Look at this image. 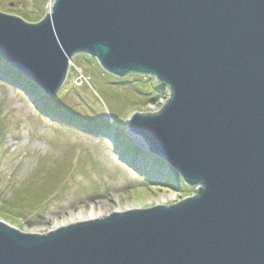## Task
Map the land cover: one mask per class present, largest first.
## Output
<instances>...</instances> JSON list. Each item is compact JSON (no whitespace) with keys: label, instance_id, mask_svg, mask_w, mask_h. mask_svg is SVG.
Segmentation results:
<instances>
[{"label":"water","instance_id":"obj_1","mask_svg":"<svg viewBox=\"0 0 264 264\" xmlns=\"http://www.w3.org/2000/svg\"><path fill=\"white\" fill-rule=\"evenodd\" d=\"M82 54L169 89L126 130L199 194L46 235L0 220V264H264V0H55L37 24L0 13V58L46 96Z\"/></svg>","mask_w":264,"mask_h":264},{"label":"rangeland","instance_id":"obj_2","mask_svg":"<svg viewBox=\"0 0 264 264\" xmlns=\"http://www.w3.org/2000/svg\"><path fill=\"white\" fill-rule=\"evenodd\" d=\"M53 3L0 0V13L37 24L50 14ZM12 70L0 61V220L23 234L45 235L88 221L94 208L102 210L96 218L100 220L115 212L173 206L181 201L179 194H188L190 188L180 177L175 178L179 192L147 182L145 175L157 169V158L122 141L140 143L126 130L131 114L157 113L166 102L167 90L157 81L140 75L119 79L104 72L94 58L73 57L53 100L88 119L80 122L62 108L48 109L40 88ZM160 169L173 176L168 165ZM191 191L196 194V189ZM17 194L24 198V214L8 206L19 204Z\"/></svg>","mask_w":264,"mask_h":264},{"label":"trees","instance_id":"obj_3","mask_svg":"<svg viewBox=\"0 0 264 264\" xmlns=\"http://www.w3.org/2000/svg\"><path fill=\"white\" fill-rule=\"evenodd\" d=\"M82 56H85V57H89V58H92V57H90L89 55H85V54H82ZM9 67V66H8ZM10 68V67H9ZM13 71V70H12ZM13 73V72H12ZM14 73H17L16 71L14 72ZM13 73V74H14ZM18 75H19V73H17ZM16 75V74H15ZM110 75V74H109ZM131 76H137V75H135V74H129L128 76H126L125 78H127V77H131ZM141 77H143V78H145V79H152V80H154V81H157L159 84H161L159 81H158V79L156 78V77H154V76H143V75H140ZM19 77H20V75H19ZM23 79V78H22ZM29 85L30 86H32L33 88H35V89H37L33 84H31L30 82H29ZM164 88H166L163 84H161ZM37 90H39V89H37ZM38 92H40V93H38L39 94V97H40V99L43 101V103H44V101H46V107L48 108V109H51V110H56V109H59L60 110V108H62V106H57V104L59 103H57L56 101H54L53 100V97H48V96H46L44 93H42L41 91H38ZM159 94V93H158ZM158 94H157V97L156 98H159L160 96H158ZM159 102H156L155 103V105H157V106H159V104H158ZM162 105H160V107H161ZM57 107V108H56ZM63 109V111H64V113L66 114V113H70V115H72V117H74L75 119H76V121L77 120H79L80 122L81 121H84L85 119V121L84 122H87L88 121V119L87 118H85L84 120H81V118L79 117V116H75V114L73 115L71 112H69L68 111V109H65V108H62ZM123 142H125V143H127L132 149H134L137 153H139V149L138 148H135L134 146H132L130 143H129V141L126 139V138H123V140H122ZM134 158H137V155H136V153H135V156H134ZM155 165L157 166V169H159V168H163V166H165V165H167L165 162H163V161H160V160H158V159H155ZM157 169H153L152 170V174H151V176L153 177V178H156V179H161V177H162V170L160 169L159 171L157 170ZM172 171V174H173V176L172 177H178V173L177 172H175V170H171ZM171 175H169L168 177H166V178H164V180L163 181H161V182H163L165 185H168V186H170V188H175V181H171ZM24 192H26V190L24 191ZM24 192H22V195L23 196H25L23 193ZM16 199H18L17 201H18V205H14V204H10V205H8L10 208H14V209H18L19 211H21V213H23L24 212V208H23V204H20L21 203V201L24 199V198H22L21 197V195L20 194H17L16 196ZM24 214V213H23ZM36 215H40L41 216V213H36Z\"/></svg>","mask_w":264,"mask_h":264},{"label":"bare ground","instance_id":"obj_4","mask_svg":"<svg viewBox=\"0 0 264 264\" xmlns=\"http://www.w3.org/2000/svg\"><path fill=\"white\" fill-rule=\"evenodd\" d=\"M0 61H3V62H5L3 59H1L0 58ZM6 63V62H5ZM72 63H73V61H72ZM7 64V63H6ZM30 90H31V87L29 86L28 87ZM25 90H27V87L25 88ZM27 92H31V91H29V90H27ZM199 194V193H198ZM101 209H92L91 211H89L88 212V219L89 220H92V219H96L97 218V216L98 215H101ZM80 217H82V216H80ZM84 218H82V220H83Z\"/></svg>","mask_w":264,"mask_h":264},{"label":"clouds","instance_id":"obj_5","mask_svg":"<svg viewBox=\"0 0 264 264\" xmlns=\"http://www.w3.org/2000/svg\"><path fill=\"white\" fill-rule=\"evenodd\" d=\"M198 193H199V192H198ZM197 195H198V194H197ZM197 195H196V196H197Z\"/></svg>","mask_w":264,"mask_h":264}]
</instances>
